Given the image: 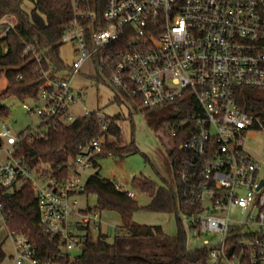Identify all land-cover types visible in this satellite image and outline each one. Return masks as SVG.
I'll return each instance as SVG.
<instances>
[{
  "label": "built area",
  "instance_id": "built-area-1",
  "mask_svg": "<svg viewBox=\"0 0 264 264\" xmlns=\"http://www.w3.org/2000/svg\"><path fill=\"white\" fill-rule=\"evenodd\" d=\"M73 11L61 38L63 44L73 43V63L42 68L45 81L39 85L36 106L23 107L41 117L45 126L52 121L73 123L77 119L69 112L79 94L72 80L90 58L97 59L110 88L128 100L129 108L189 101L184 123H176L173 132L183 138L176 177L179 225L187 245L215 233L220 235L216 245L206 240L201 246L209 248V264H243L231 243L245 249L253 264L258 259L264 264V186L258 190L264 155L257 159L246 148L255 118L237 100L240 89H264V0H73ZM1 22L7 25L5 35L18 20L6 15ZM36 59L43 62L39 54ZM93 112L87 110L84 116ZM96 115L101 134L79 146L67 176L62 167L51 173L48 167L33 169L15 157V144L41 132L26 129L14 136L3 123L0 216L6 222L3 193L12 194L19 183L30 184L40 224L62 248L61 255L41 257L28 234L9 230L13 264H69L77 259L64 251L84 250L87 239L103 229L97 206H79L85 190L80 177L104 151L110 127L108 116ZM258 130L264 131V125ZM118 188L135 198L133 191ZM236 207L244 214L242 220L232 218Z\"/></svg>",
  "mask_w": 264,
  "mask_h": 264
},
{
  "label": "trees",
  "instance_id": "trees-1",
  "mask_svg": "<svg viewBox=\"0 0 264 264\" xmlns=\"http://www.w3.org/2000/svg\"><path fill=\"white\" fill-rule=\"evenodd\" d=\"M102 3L105 0H100ZM26 2L33 4L30 11L25 8ZM6 15L15 16L18 23L14 29L3 34L7 25L1 22ZM74 17L73 0H0V75L7 79V86L0 93V122L11 115L10 107L3 101L11 97L38 100L39 85L45 81L42 68L48 70L51 65L65 68L60 55L63 45L61 38ZM29 46L34 51H29ZM36 54L43 58L40 63ZM252 89H240L238 104L246 112L254 116L252 129L258 130L260 123L264 125V94L256 95ZM119 96L117 95L116 98ZM123 97V96H122ZM127 104V99L124 97ZM183 107L181 116L188 115L189 101L175 103ZM137 107V105H135ZM94 111L91 116L77 118L71 124L49 122L42 124L45 131L38 135L28 136L14 145V155L24 159L33 169L48 167L53 173L62 167L64 174H70L69 167L74 166L80 145H86L101 134V122ZM110 118L104 151L98 158L113 156L125 157L137 149L133 145L122 144L123 130L119 125L122 114ZM176 118H172L171 127L174 132ZM23 133V132H22ZM21 133V134H22ZM175 147L170 153L173 169L177 173L182 156L180 146L183 138L174 136ZM2 140L0 139V145ZM96 172L91 174L85 184L84 193L97 196V207L101 210L119 211L122 216V226L111 236L107 230H101L95 238L90 236L84 247V256L79 259L84 264H209V248L199 247L189 250L185 235L178 225L177 238L165 235L161 226L138 225L133 222L132 214L139 209L135 198L128 196L126 191L118 188V184L100 174V163L94 162ZM55 173V172H54ZM133 186L141 189L151 197L149 209L176 213L178 216L180 204L172 186L158 185L144 177H136ZM3 193V202L7 213L6 223L11 231L28 234L37 244L40 256L61 255L59 241L49 239L40 224V213L35 189L28 183L16 189L10 197ZM184 208V207H183ZM160 238V251L141 256L127 250V244L133 240ZM264 239V236L262 237ZM232 250L242 254L241 263L253 264L245 249L231 243ZM231 250V251H232ZM5 253L0 247V262ZM66 258H70L66 256ZM256 264H261L260 259Z\"/></svg>",
  "mask_w": 264,
  "mask_h": 264
},
{
  "label": "rangeland",
  "instance_id": "rangeland-1",
  "mask_svg": "<svg viewBox=\"0 0 264 264\" xmlns=\"http://www.w3.org/2000/svg\"><path fill=\"white\" fill-rule=\"evenodd\" d=\"M33 4L26 2L25 8L30 11ZM73 43L63 44L60 55L63 61L71 65L75 59L76 53ZM98 74V76H97ZM7 86V79L0 75V93ZM72 89L78 95V101L70 108V114L75 119L85 115V112L96 111L102 112L108 117L116 114H122L119 125L123 130L122 144L133 145L137 150L127 154L125 157L107 156L99 159L100 174L108 179L115 181L119 186L135 193V200L139 204V209L132 214V220L138 225L161 226L165 235H173L177 238L179 216L176 213H167L164 211H154L148 208L151 203V197L141 189L133 186V179L136 177L148 178L155 181L158 185H166L169 183L174 189V193L179 191V183L176 177L175 169H173L170 153L175 147L176 138L172 134V118H176L177 123L183 124L185 119L181 116L183 107L180 104L168 103L164 106L149 109L140 106L129 108L122 96L114 98V91L110 88L109 77L98 69L97 59L90 58L84 64L81 72L72 80ZM253 90V89H252ZM253 94H264V89H255ZM117 96V95H116ZM3 104L10 107L11 115L9 118L0 122V129L3 123L9 125L12 135L18 136L26 129L37 128L41 133L46 129L40 127L42 119L35 113L28 112L23 104L35 107L33 100L20 97H11L3 101ZM5 147L13 148L5 142ZM246 148L249 153L260 159L264 155V131L253 130L247 134ZM5 158V154H1ZM96 172L95 167L84 170L80 177V182L85 185L89 176ZM264 176V170L261 174ZM22 183L17 184L16 188L20 189ZM98 203L95 194L83 193L79 196V206L87 208L94 207ZM232 218L242 220L244 214L238 207L233 208L231 212ZM102 220L104 222L103 230H109V234L114 236L118 232V227L122 226V216L119 211L104 210L101 211ZM111 225L107 229V225ZM9 228L5 220L0 216V247L5 253V258L0 264H13L11 255L13 253V243L9 236ZM99 231L94 232L96 238ZM168 236V235H167ZM219 234L209 233L188 242V249L194 250L205 245L207 240L210 244L216 245L219 241ZM162 239L153 238L146 240H133L127 244V250L141 256L158 252ZM159 245V246H158ZM69 264H84L79 259L70 260ZM222 264H228L224 262Z\"/></svg>",
  "mask_w": 264,
  "mask_h": 264
},
{
  "label": "water",
  "instance_id": "water-1",
  "mask_svg": "<svg viewBox=\"0 0 264 264\" xmlns=\"http://www.w3.org/2000/svg\"><path fill=\"white\" fill-rule=\"evenodd\" d=\"M264 186V178L261 180L260 185L258 187V190H260ZM11 193H7V197H10ZM85 251L84 250H77V251H64V254L69 255L76 259H81L84 256Z\"/></svg>",
  "mask_w": 264,
  "mask_h": 264
},
{
  "label": "crops",
  "instance_id": "crops-1",
  "mask_svg": "<svg viewBox=\"0 0 264 264\" xmlns=\"http://www.w3.org/2000/svg\"><path fill=\"white\" fill-rule=\"evenodd\" d=\"M97 76H98V74H97ZM113 95H114V96H113L114 98H116V97H117V96H116V94H115V92H114V94H113ZM99 159H100V158H97V160H98V161H99ZM166 234H167L168 236H170V237H173V236H174V234H173V235H169L168 233H166Z\"/></svg>",
  "mask_w": 264,
  "mask_h": 264
}]
</instances>
